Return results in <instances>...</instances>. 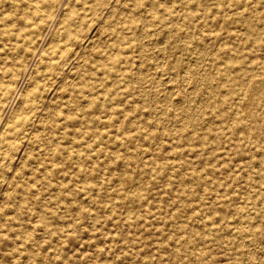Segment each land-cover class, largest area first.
I'll return each instance as SVG.
<instances>
[{
    "label": "rangeland",
    "instance_id": "obj_1",
    "mask_svg": "<svg viewBox=\"0 0 264 264\" xmlns=\"http://www.w3.org/2000/svg\"><path fill=\"white\" fill-rule=\"evenodd\" d=\"M0 1V264H264V0Z\"/></svg>",
    "mask_w": 264,
    "mask_h": 264
},
{
    "label": "bare ground",
    "instance_id": "obj_2",
    "mask_svg": "<svg viewBox=\"0 0 264 264\" xmlns=\"http://www.w3.org/2000/svg\"><path fill=\"white\" fill-rule=\"evenodd\" d=\"M56 1L58 2V0H56ZM0 2H3V1H0ZM37 2H38V0H36V2L33 4V7H32V8H34V9L37 8V6L35 5ZM61 2H63V1H61ZM32 3H33V2H32ZM32 3H31V4H32ZM1 5L4 6L5 3H1ZM57 5H58V4H57ZM59 6H60V5H59ZM65 7H66V6H65ZM32 8H31V9H32ZM31 9H30V10H31ZM58 10H59V9H58ZM61 11H62V10H61ZM47 12H48V11H47ZM56 13H57V12H56ZM25 14H26V16H28V13H27V12H25ZM29 14H30V13H29ZM22 15H23V14H22ZM1 16H2V14H1ZM49 16H50V15H49ZM49 16H48V18H49ZM61 20L63 21V19H61ZM56 21H58V20H56ZM29 22H30V21H29ZM88 22H89V21H88ZM30 24H31V23H30ZM30 24H29V25H30ZM56 24H57V23H56ZM57 25H58V24H57ZM47 26H48V25H47ZM56 27H57V26H56ZM44 28H45V27H44ZM142 28H143V27H142ZM146 28H147V27H146ZM22 30H23V28H20V29H19V31H22ZM24 30H25V29H24ZM39 31H40V30H39ZM39 33H40V32H39ZM39 33H38V34H39ZM53 33H54V32H53ZM23 34H24V33H23ZM52 35H53V34H52ZM52 35L50 36V38L52 37ZM54 35H55V34H54ZM54 35H53V36H54ZM37 36H38V35H37ZM40 38H41V37H40ZM52 38H53V37H52ZM57 38H58V37H57ZM53 39H54V38H53ZM50 40H51V39H49V41H50ZM53 41H54V40H53ZM29 42H30V41H29ZM56 42H57V41H56ZM52 43H53V42H52ZM54 43H55V42H54ZM46 45H47V44H46ZM54 45H56V44H54ZM40 46H41V45H40ZM33 47H34V46H33ZM94 48H95V47H94ZM32 51H33V50H32ZM39 51H40V50H39ZM57 53H58V52H57ZM34 55H35V52H32L31 56H34ZM35 56H36V55H35ZM45 59H46L47 62H51L52 60L55 59V57H53V56H52V52L49 51V52L46 53ZM139 59H140V58H139ZM22 63H23V62H22ZM139 63H140V62H139ZM23 64H24V63H23ZM23 67H24V66H23ZM62 67H63V66H62ZM145 68H146V67H145ZM64 69H65V67H64ZM138 69H139V68H138ZM27 71H28V70H27ZM24 73H25V71L22 72V74H24ZM26 74H27V73H26ZM28 75H29V74H28ZM11 85H13V84H11ZM11 85H10V86H11ZM47 85H48V84H47ZM3 87H4V86H3ZM13 87H14V86H13ZM25 87H26V86H25ZM4 88H5V87H4ZM45 88H46V86H45ZM17 89L19 90V88H17ZM17 89H16V90H17ZM26 90H27V89H26ZM191 90H192V89H191ZM26 92H27V91H26ZM191 93H192V92H191ZM0 94H1V93H0ZM25 94H26V93H25ZM193 94H194V93H193ZM23 95H24V94H23ZM12 96H13V95H12ZM190 96H191V94H190ZM23 97H25V95H24ZM3 98H4V97H3ZM6 98H7V97H6ZM7 100H8V99H7ZM11 100H12V99H11ZM183 100H184V99H183ZM3 102H4V101H3ZM181 102H182V101H181ZM22 103H23V101H22ZM153 104H154V103H153ZM174 105H175V104H174ZM3 108H4V107H3ZM8 108H9V106H8ZM16 108H17V107H16ZM17 109H18V108H17ZM15 110H16V109H14V111H15ZM194 110H195V109H194ZM6 111H7V110H6ZM16 112H17V111H16ZM161 112H162V111H161ZM13 113H14V112H13ZM28 113H29V112H28ZM11 114H12V113H11ZM5 115H6V114H5ZM12 115H13V114H12ZM16 115H17V113H16ZM26 115H27V114H26ZM10 117H11V116H10ZM13 117H14V116H13ZM12 119H13V118H12ZM31 119H32V118H31ZM31 121H32V120H31ZM11 122H13V121L11 120ZM6 123H7V122H6ZM6 123H5V124H6ZM32 123H33V122H32ZM2 124H3V122H2ZM5 124L3 125V127L5 126ZM180 126H181V125H180ZM1 128H2V126H1ZM14 140H15V139H14ZM261 257H262V256H261Z\"/></svg>",
    "mask_w": 264,
    "mask_h": 264
}]
</instances>
